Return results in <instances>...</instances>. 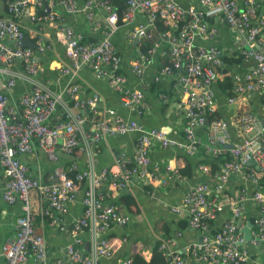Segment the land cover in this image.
<instances>
[{
	"label": "built area",
	"instance_id": "2783aa9c",
	"mask_svg": "<svg viewBox=\"0 0 264 264\" xmlns=\"http://www.w3.org/2000/svg\"><path fill=\"white\" fill-rule=\"evenodd\" d=\"M113 1L84 0L80 5L78 0H6L8 15L0 17V64L5 67L0 68L2 198L7 204L21 202L22 211L15 219V234L0 247V264H26L30 257L40 264H100L101 259L113 256L130 239L125 231L115 235L109 231L125 228L132 217L108 201L110 190H125L136 180H147L158 181L167 191L186 179L172 161L162 164L151 160L155 146L187 157H209L217 164L212 174L209 164H197V171L207 179L191 184L179 202L169 206L186 226L177 228L170 237L155 236L165 264H247L250 254L242 232L246 201L258 209L249 242L264 241V133L259 115L244 110L237 117L240 134L233 139L228 122L215 114L213 84L224 77L226 63L217 45L198 40L215 37L216 28L209 26L208 18H222L235 38L243 40L239 49L242 61L252 62L242 74L228 70L233 86L226 102L235 104L246 93L264 92V52L257 47L264 42V12L258 15L259 1L198 0L197 6H188L179 0H119L121 10ZM53 7L66 14L82 13L95 31L102 32L100 39L87 40L84 33L64 24ZM26 12L37 25L31 33L35 49L15 44L26 35L21 19ZM44 25L54 27L68 59L58 67V75L69 79L59 92L39 80L44 67L36 55L52 46L44 41ZM121 25L129 27V38L139 46L129 67L136 85L121 72L122 61L112 44ZM156 55L166 61L156 71L154 81L171 77L172 89L181 97V135H170L161 127L145 128L140 122L149 109L146 70ZM15 63L20 69L10 70L8 66ZM82 67L96 78L107 79L127 115L107 107L97 90L85 95L86 85L79 78ZM18 80L26 81L27 87L17 101H12L10 90ZM55 112H59L58 117H54ZM130 133L136 134L132 158L119 153L113 167H96L92 146L107 136ZM36 145L53 163L49 181L31 175L19 158L33 153ZM58 148L68 156L87 152L86 165L82 167L74 159L60 165ZM242 175L245 181L240 190L229 195L226 206L230 212L224 215L221 192L231 178ZM79 193L81 214L67 220L68 205ZM32 194L38 195L41 204V225L68 235L62 257L48 256L45 237L37 228L31 207ZM150 195L156 196V192L150 190ZM185 230L196 231L199 236L181 251L176 245ZM84 233L88 236L87 249ZM133 245L131 255L120 264H134L135 254L150 264L152 252L144 242L135 240Z\"/></svg>",
	"mask_w": 264,
	"mask_h": 264
},
{
	"label": "crops",
	"instance_id": "0c3cea01",
	"mask_svg": "<svg viewBox=\"0 0 264 264\" xmlns=\"http://www.w3.org/2000/svg\"><path fill=\"white\" fill-rule=\"evenodd\" d=\"M78 1L80 5L84 2V0ZM258 1L260 3L258 15H260L264 12V0ZM113 2L118 7L121 5L119 0H114ZM179 2L182 5L188 6H197L198 4V0H179ZM32 10L33 9L30 8L29 12ZM52 10L62 15L64 24L72 27L76 31L84 33L87 40L98 41L100 39L102 32L95 31L82 13L74 15L66 14L59 7H53ZM5 16H7L6 0H0V17ZM21 19L25 27L26 34H30L29 37L32 39L31 33L36 28V25L30 20L27 12ZM138 20H142L140 15L138 16ZM254 21H257V17ZM207 23L210 27L216 28L215 37L212 39L204 37L202 40H198V42L203 43L204 45H217L221 49L222 55L225 57H239V49L240 46L243 45V40H237L235 38L222 18L210 17L207 19ZM128 34L129 27L121 25L112 37V44L115 52L120 56L122 61L121 72L124 73L132 85H136L137 80L130 74L129 67L131 61L138 53L139 46L135 45L134 41L129 38ZM42 35L44 41L52 43V46L51 49L47 50L43 54L36 55V58L44 67L43 72L39 74V80L51 90L59 92L62 90V87L69 82V79L67 75L62 77L58 75V67L60 65L62 66L67 64L68 59L64 54L63 44L55 37L54 27L44 25L42 28ZM165 61V57L156 55L147 67L146 78L148 82L146 84L145 96L146 100L149 102V109L143 117L140 118V122L145 128L161 127L164 128L170 135L176 136L181 135L184 120L182 109L180 108V94L172 89L173 79L171 77H162L158 81H154L153 79L156 71L165 63ZM226 66L230 73L237 72L238 74H242L252 66V62H243L241 59L232 64L226 63ZM0 68L5 67L0 64ZM8 68L10 70H19L20 66L18 63H15L14 65L8 66ZM79 78L86 85L85 95H88L91 90H97L101 93V95H103L104 102L107 107L114 108L117 112L127 115V109L121 105L117 94L109 88L107 79L96 78L91 71L85 67L80 69ZM222 80L223 76L218 81ZM218 81L213 84V88L216 93L215 114L228 122L233 139H237L240 134L237 117L244 110H251L259 115L260 130L261 133H263L261 120L264 119V92L246 93L239 98L235 104H228L226 99L229 91L221 90ZM26 87V81L18 80L15 86L10 90L12 101H17ZM58 116L59 112H55L54 117ZM135 140V133L107 136L102 138L99 143L93 145L91 148L96 167H113L115 159L119 153H125L126 156L131 159ZM57 153L59 155V164L62 166H66L71 159L76 160L82 167L86 165L87 152L79 151L72 156H68L63 154V152L58 148ZM150 157L152 161H159L162 164L172 161L174 165L181 169V172L182 170L187 172L185 174L186 179L180 182H175L167 191L163 190L158 181L147 180H136L125 190H110V197L108 198V201L115 203V205L123 213H128L132 219L125 228L115 227L109 231V234L115 235L125 231L128 233L130 240L113 256L101 259L100 264H120L121 259L131 255V250L134 246L133 242L135 240L143 241L145 247L151 250L155 236H160L165 226L171 227L172 232L174 233L177 228V220H183V218L173 215L169 210V206L179 202L183 193L191 184L198 182L201 179H207L202 173L197 171L198 165L195 164L198 158L194 157V159H189V157L185 156L183 153L174 152L159 146L152 148ZM19 158L28 166L31 175L42 181H49L48 179L53 163L43 155L37 145L33 153L29 155H19ZM212 163L213 162H211V164ZM211 164H209L210 167ZM216 169L214 171H216ZM4 180L5 177L2 167L0 166V247L7 239L12 238L15 234V219L22 211L21 202L17 201L13 204H7L3 200L2 189ZM244 181L245 178L243 175L235 176L229 180L225 191L221 192L222 201L225 203L223 212L224 215L229 214L230 212L229 207L226 206L229 195L240 190L239 187L244 183ZM262 182L264 183V178L262 179ZM150 190H154L156 192V196H151ZM80 199L81 193L78 194L74 201L69 203V213L66 218L67 220L72 218L75 219L81 214ZM31 207L34 211L37 228L45 237L48 256L51 259L62 257L63 247L68 241V235L57 229L48 227L47 225H41V204L37 194L31 195ZM257 214V206L249 201H246L243 207V218L245 222L250 221L253 224V219ZM252 227L251 232L253 230ZM83 236L85 238L84 246L85 249H87V233H84ZM198 236L199 234L196 231L185 230L182 237L178 239L176 246L179 247L181 251H184L185 245L192 240L198 239ZM244 247L247 248L250 254L247 264H264V241H247L244 244ZM0 259L2 260V258ZM26 264L40 263L34 261L30 257Z\"/></svg>",
	"mask_w": 264,
	"mask_h": 264
},
{
	"label": "trees",
	"instance_id": "16d2710c",
	"mask_svg": "<svg viewBox=\"0 0 264 264\" xmlns=\"http://www.w3.org/2000/svg\"><path fill=\"white\" fill-rule=\"evenodd\" d=\"M122 5V4H121ZM121 5L119 6V10H121ZM42 11V10H40ZM120 12V11H119ZM118 23H121V15L118 18ZM157 26L160 29H163L164 26L160 21L156 22ZM146 45H148V42H145ZM223 61L227 64H232L234 62H237L239 60H241V57H237V58H230V57H225L222 55ZM223 73H224V77L222 81H218V84L220 86L221 90H225V91H229L228 96L231 94L232 92V86H233V81L231 79V76L228 73V68L226 66V68L223 69ZM189 159H192L193 157L188 156ZM194 159V158H193ZM196 160V159H195ZM225 160V159H224ZM211 160L209 157H200L196 160V164L199 163H207V164H211ZM212 170H211V174L213 173V171L217 168V164L216 163H212L211 164ZM183 174H186L187 172L185 170H182ZM177 228L182 229L186 226L185 220L182 219H178L177 220ZM176 228V229H177ZM174 233L172 232V228L165 226V228L162 231V234L160 235V237L164 238V237H170L172 236ZM158 246H159V240L155 238L153 245L151 247V252H152V256L150 259V264H165V258L163 257L162 253L160 250H158ZM133 263L134 264H147L140 256H138L137 254L133 255Z\"/></svg>",
	"mask_w": 264,
	"mask_h": 264
},
{
	"label": "water",
	"instance_id": "95a60500",
	"mask_svg": "<svg viewBox=\"0 0 264 264\" xmlns=\"http://www.w3.org/2000/svg\"><path fill=\"white\" fill-rule=\"evenodd\" d=\"M46 11H50L48 7H46ZM16 44H18L20 46H28V47H31L33 49L36 48V45L34 44V42L30 39V37L28 35L25 36L23 39L17 41ZM257 47L259 48L260 51L264 52V45L257 44ZM261 124H262L263 132H264V119L261 120ZM262 146L264 148V144H262ZM251 162H253V161H251ZM251 227H252V223L249 221V222H246L245 226L242 228L244 238L247 241H250L253 238V236L251 235Z\"/></svg>",
	"mask_w": 264,
	"mask_h": 264
},
{
	"label": "clouds",
	"instance_id": "9594fccd",
	"mask_svg": "<svg viewBox=\"0 0 264 264\" xmlns=\"http://www.w3.org/2000/svg\"><path fill=\"white\" fill-rule=\"evenodd\" d=\"M45 10H46V8H45ZM47 12H49V11H47ZM7 15H8V13H7ZM23 27H24V25H23ZM36 27H37V25H36ZM24 29H25V27H24ZM25 32H26V30H25ZM30 36V34H26L25 36ZM31 39V38H30ZM32 41H33V38L31 39ZM34 42V41H33ZM16 44V43H15ZM35 44V43H34ZM16 45H18V44H16ZM264 133V132H263ZM112 191H114V190H112ZM115 191H119V190H115ZM253 225V224H252ZM85 247V246H84ZM88 247V246H87Z\"/></svg>",
	"mask_w": 264,
	"mask_h": 264
}]
</instances>
